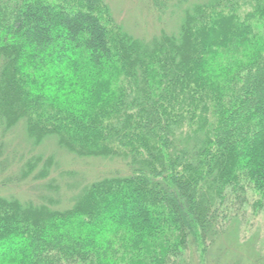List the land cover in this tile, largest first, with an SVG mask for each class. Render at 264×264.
<instances>
[{"label": "trees", "instance_id": "16d2710c", "mask_svg": "<svg viewBox=\"0 0 264 264\" xmlns=\"http://www.w3.org/2000/svg\"><path fill=\"white\" fill-rule=\"evenodd\" d=\"M185 1L149 0L184 9L144 40L103 0H0V155L125 163L13 156L32 196L0 192V264H205L263 205L264 0Z\"/></svg>", "mask_w": 264, "mask_h": 264}, {"label": "rangeland", "instance_id": "374dc122", "mask_svg": "<svg viewBox=\"0 0 264 264\" xmlns=\"http://www.w3.org/2000/svg\"><path fill=\"white\" fill-rule=\"evenodd\" d=\"M103 1L110 9L112 17L116 22L122 25L124 30L133 36L144 40L151 39L153 36L158 35L162 30L168 33L176 32L181 21L182 9H184L176 7L173 2H170V7L168 6L162 12L156 13L155 10L151 9L149 0ZM202 1L204 0H186L183 4L185 6H190L193 3ZM173 5L174 8H171ZM12 140L13 142L7 146L8 148L5 146V152L0 155V160L3 163H5V160L7 159L9 160V163H11L9 167L7 165L3 166V170L0 168V192L3 193H9V191H11L22 198L32 196V192L29 190V186L32 185L30 181L19 182L15 185L13 183L7 186H3L1 183V181L3 182L4 180H7L8 176L19 174L17 172L12 173L11 171L18 167V164L13 160V156H16V158H22L23 154H25L26 158L31 154L43 153L44 155H48L54 151L55 159L57 160L56 163H58L60 169L74 171L77 175L82 176L84 174L83 171H88L87 173L91 175L94 172H99V170L103 168L107 169L109 165H112L111 168L118 169L119 171L124 172L125 170V163L119 159L110 162L103 158H92L93 160L89 159L86 163L76 162L70 155L61 151L57 152L53 150V142L48 141L40 146L31 147V145L26 143L23 137L17 138V136H13ZM17 143H20L23 146H18L19 144ZM60 169L56 171L57 174ZM57 174L53 173L49 177L58 176ZM57 179H60L62 183L63 180H61L60 177ZM10 187L12 189H10ZM66 191L67 190L59 193L60 207L61 205L65 206L68 203L67 200L70 192ZM259 198L261 197L255 195L251 197L250 201L256 202ZM260 202L263 204L261 207H254L251 212H246V215L241 219L243 220L241 224L243 226L239 229L237 238L233 237L232 239H227L225 236H222L220 244L217 242L214 249L209 252L205 264H264V199ZM221 245H224L222 251L219 250ZM222 254L224 255L221 256ZM217 256L219 257V260ZM192 264H197V260L194 259Z\"/></svg>", "mask_w": 264, "mask_h": 264}]
</instances>
